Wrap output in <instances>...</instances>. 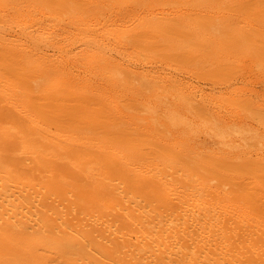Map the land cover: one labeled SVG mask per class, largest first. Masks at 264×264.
<instances>
[{
  "label": "bare ground",
  "instance_id": "bare-ground-1",
  "mask_svg": "<svg viewBox=\"0 0 264 264\" xmlns=\"http://www.w3.org/2000/svg\"><path fill=\"white\" fill-rule=\"evenodd\" d=\"M251 1L0 0V264H264V184L230 172L264 127L227 102L260 103L196 80L256 75Z\"/></svg>",
  "mask_w": 264,
  "mask_h": 264
},
{
  "label": "rangeland",
  "instance_id": "rangeland-1",
  "mask_svg": "<svg viewBox=\"0 0 264 264\" xmlns=\"http://www.w3.org/2000/svg\"><path fill=\"white\" fill-rule=\"evenodd\" d=\"M240 18H247L260 23H264V0H252L243 5L234 6L226 10ZM264 55V54H263ZM246 69L241 70L237 66H214L206 69H199L197 71L196 80L200 87L204 88L207 92L213 95H219L227 89H235L238 87H245L253 91V97L256 102L260 103V110L256 109L252 103L241 100L235 102H227L230 104L231 109L239 111L248 117L255 126L264 127V56L261 58V64L253 67L255 76L250 77L249 68L251 64L246 65ZM77 112H82L78 108L70 107L63 112L66 117H70ZM91 115V114H90ZM235 172L241 178L247 180H238L239 185H248L253 183L264 184V167H241L234 165L231 167L230 172Z\"/></svg>",
  "mask_w": 264,
  "mask_h": 264
}]
</instances>
